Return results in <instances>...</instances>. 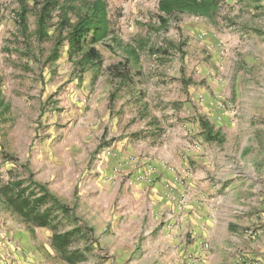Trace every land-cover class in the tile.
I'll return each instance as SVG.
<instances>
[{
    "label": "rangeland",
    "instance_id": "1",
    "mask_svg": "<svg viewBox=\"0 0 264 264\" xmlns=\"http://www.w3.org/2000/svg\"><path fill=\"white\" fill-rule=\"evenodd\" d=\"M44 1L0 0V185L33 173L36 181L76 207L81 223L93 230L75 237L71 251L90 248L86 259L76 264H140L125 244L136 243L140 256L146 242L143 226L151 223L149 210L128 214L125 198H134L131 188L138 184L155 183V167L142 159L154 160L151 150L170 138L167 130L182 129L188 121L182 113L190 91L206 88L202 85L210 82L209 75L204 77L203 71L215 70L217 56L227 53V45L218 41L222 37L241 35L243 44L232 49L237 59L231 58L230 66L237 71L246 57L244 66L251 76L247 85L254 82L252 91L259 93L264 84V0H222L212 19L164 16L160 0H105L121 45H97L104 59L99 69L80 65V54L70 58L66 40L59 58L51 60L56 42L63 38L60 10L53 12L48 37L41 40L38 18ZM23 5L28 11L20 23ZM160 15L168 19L164 28ZM68 16L77 21L75 11ZM127 48L139 55L130 63V83L109 72L126 60ZM104 187L109 188L107 205L100 199ZM124 224L132 225L126 230ZM53 233L27 225L0 199V264H6L8 253L15 257L12 263L30 264L26 254V261L21 255L23 248L41 256L35 264H69L53 249Z\"/></svg>",
    "mask_w": 264,
    "mask_h": 264
},
{
    "label": "crops",
    "instance_id": "2",
    "mask_svg": "<svg viewBox=\"0 0 264 264\" xmlns=\"http://www.w3.org/2000/svg\"><path fill=\"white\" fill-rule=\"evenodd\" d=\"M218 41L227 53L217 56L215 70L203 71L209 75L206 88L190 91L182 113L188 121L182 129L169 128L163 145L151 147L154 160L142 159L155 167V183L138 184L131 188L134 198H125L126 213L149 210L140 256L136 243L125 244L140 264H264V94H259L264 84L257 94L254 82L247 85L246 57L237 71L230 66L241 35ZM108 189L100 191L106 205ZM23 250L30 264L41 258L33 249ZM13 258L8 253L5 263L15 264Z\"/></svg>",
    "mask_w": 264,
    "mask_h": 264
},
{
    "label": "trees",
    "instance_id": "3",
    "mask_svg": "<svg viewBox=\"0 0 264 264\" xmlns=\"http://www.w3.org/2000/svg\"><path fill=\"white\" fill-rule=\"evenodd\" d=\"M69 1L72 0H64L62 5L59 0H45L42 3L38 18L39 38L44 40L48 37L47 25L53 17V12L60 10L58 28L63 38L56 42L51 60L59 58L60 45L66 40L70 58L80 54V65L99 69L103 65L104 59L97 45L109 41L118 46L121 45L107 9V3L105 0H80L79 6H72V4H68ZM221 1L160 0L159 11L164 16L176 17L187 14L212 19L219 10ZM27 11L23 5L19 15L20 23H25ZM73 11L77 15L76 22H73L68 16L69 12ZM163 15L159 16L162 28L168 25V19ZM108 47L113 48L111 45ZM140 47H146L144 42L140 44ZM148 49L152 52L159 51H154L152 48ZM126 52L128 54L126 60L110 67L109 72L116 79L130 83L134 82L130 63L132 61L137 62L139 55L135 48H127ZM0 199L6 208L27 225L33 228L53 230L51 245L64 261L69 264H76L86 259L85 253L89 251V247H86L84 251L79 249L71 251V246L76 236H83L93 230L81 223V219L76 215L75 206L71 207L64 203L52 193L47 184L36 181L33 173H30L27 179H11L9 182L0 185ZM73 223L77 224L72 228L60 231V227H68Z\"/></svg>",
    "mask_w": 264,
    "mask_h": 264
},
{
    "label": "built area",
    "instance_id": "4",
    "mask_svg": "<svg viewBox=\"0 0 264 264\" xmlns=\"http://www.w3.org/2000/svg\"><path fill=\"white\" fill-rule=\"evenodd\" d=\"M107 154V156H110L111 155V153L110 152H107L106 153ZM148 181H150V180H148ZM206 246V245H205ZM207 247V246H206Z\"/></svg>",
    "mask_w": 264,
    "mask_h": 264
}]
</instances>
